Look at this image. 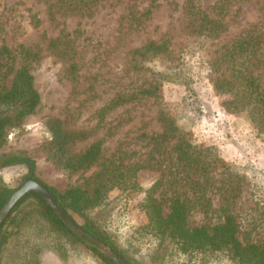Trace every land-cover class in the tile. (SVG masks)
Segmentation results:
<instances>
[{"label": "rangeland", "instance_id": "374dc122", "mask_svg": "<svg viewBox=\"0 0 264 264\" xmlns=\"http://www.w3.org/2000/svg\"><path fill=\"white\" fill-rule=\"evenodd\" d=\"M215 1L198 0V4L212 12ZM186 3L100 0L86 12L78 13L57 0H0L4 28L0 46L5 38L12 48L24 44L38 51L31 70L41 96L36 111L26 117L20 129L10 131L1 151L26 152L36 160L39 176L62 191L87 181L95 183L101 163L118 149L124 152L125 162L148 159L131 190L111 189L90 210L91 216L117 241H131L122 245L137 264H159L141 253L140 242L147 236L146 229L142 231L147 223L143 208L146 191L162 179L159 192L165 193L168 211L167 199L175 190L191 197L195 189L183 180L184 174L171 155L152 151V144L142 137L144 133H161L171 121L192 142L214 149L219 157L212 171L215 178L228 173H232V179L240 178V194L232 208L240 225L239 237L243 239L252 226L253 239L264 241V132L254 126L245 112L227 109L225 101L229 95L215 84L217 78L229 76L227 61L222 58L226 47L249 31L264 30V0L233 2L221 19L223 30L216 38H207L197 31L190 22ZM148 8L152 11L146 15ZM53 38L61 39L59 48L64 54L51 46ZM151 40L165 41L168 48L135 61V49ZM72 64L76 66L77 81L70 71ZM261 81L264 82V72ZM155 83L158 89L154 96L127 102L100 116V109L114 96ZM52 118H59L66 130L88 132L86 139L71 145L73 153L102 141L99 161L83 174L69 173L54 161L48 126ZM26 171L22 165L9 166L0 170V178L10 187L19 188ZM206 192L213 208L208 212L198 207L191 210V227L223 220L215 185ZM76 218L81 221L79 216ZM38 244H44L39 264H103L80 244L31 227L5 246L0 264H25ZM222 264L235 263L224 260Z\"/></svg>", "mask_w": 264, "mask_h": 264}, {"label": "trees", "instance_id": "16d2710c", "mask_svg": "<svg viewBox=\"0 0 264 264\" xmlns=\"http://www.w3.org/2000/svg\"><path fill=\"white\" fill-rule=\"evenodd\" d=\"M98 1L100 0H57L58 3L78 13L86 12ZM185 1L187 14L191 16L190 22L197 31L207 38H216L223 30L221 19L229 6L237 0H216L211 6L212 12L199 6L198 0ZM151 11L152 8H148L146 15ZM34 21L39 23L36 16ZM3 31L0 19V34ZM2 39L0 170L13 165L24 166L27 171L20 185L28 178L40 182L51 192L69 217L86 232V236H94L108 244L129 264H137L128 256L122 245L124 243L117 241L104 226L100 225L91 216L90 210L98 205L111 189L118 187L131 190L135 185L137 173L144 166L147 167L149 160L125 162L124 152L118 149L112 157L101 163V169L95 174V183L87 181L62 191L39 176L36 160L26 152L1 151L8 141L10 131L20 129L26 117L36 111L41 101L31 70L32 63L39 57L38 51L24 44L12 48L6 43L5 38ZM60 42L61 39L50 40L51 46L59 54H64L65 51L59 48ZM167 48L165 41L151 40L144 47L135 49L133 59L140 61L148 53L158 54L166 51ZM222 58L227 61L226 70L229 76L217 78L215 84L218 90L229 95L225 106L230 111L245 112L254 126L264 132V82L261 81V74L264 72V30L249 31L245 35L238 36L226 47ZM75 69L76 66L72 64L70 71L74 81H77ZM157 89L158 85L155 83L132 93L118 94L100 109V116H105L112 109L127 102L154 96ZM48 126L52 133V140L49 142L52 157L62 169L69 173L83 174L99 161L102 141L92 143L83 152L73 153L69 149L71 145L78 140L86 139L88 132L66 130L59 118L49 120ZM142 137L152 144V151L171 155L180 172L184 174L183 180L193 184L195 189L191 197L175 190L167 199L170 201L168 211L165 210V193L159 192L162 179L146 191L143 208L147 223L142 231L146 229L147 236L140 242L141 253L151 262L159 264H213V261L214 263L222 261L220 263L222 264L224 260H231L235 264H264V241L257 242L253 239L252 226L241 239L240 225L236 215L232 213L233 205L240 194V178L232 179V173L215 178L212 171L217 167L219 157L214 149L189 140L173 121L169 122L161 133L151 135L144 133ZM211 185H215L216 193L219 195L218 210L223 220L214 225L203 224L191 227L188 219L191 210L198 207L208 212L213 208L211 197L207 196L206 192ZM17 188L10 187L0 178V208ZM76 216H79L81 221ZM30 227L48 236L53 235L57 239L80 244L84 250L98 257L103 264H116L95 246L87 245L78 238L38 193H27L3 221L0 226V255L12 238ZM138 230L142 232L141 228ZM128 243L131 241L124 245ZM43 246L44 244L35 246L25 264H39V253Z\"/></svg>", "mask_w": 264, "mask_h": 264}, {"label": "water", "instance_id": "95a60500", "mask_svg": "<svg viewBox=\"0 0 264 264\" xmlns=\"http://www.w3.org/2000/svg\"><path fill=\"white\" fill-rule=\"evenodd\" d=\"M27 193H38L40 194L47 204L58 214L60 219L69 227V229L80 239L85 241L90 246H95L100 252L110 257L115 261L116 264H129L121 256H119L113 249L106 243L101 242L94 236H86V232L69 217L68 213L62 208L55 198L52 196L51 192L43 186L40 182L28 178L22 185L17 188L8 200L0 208V226L2 225L5 218L10 214L12 208L21 200Z\"/></svg>", "mask_w": 264, "mask_h": 264}]
</instances>
